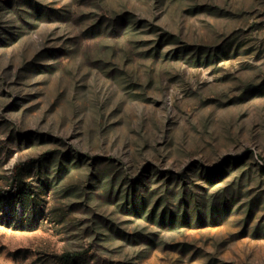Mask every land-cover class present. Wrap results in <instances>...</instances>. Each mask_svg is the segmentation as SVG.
<instances>
[{
	"label": "rangeland",
	"instance_id": "1",
	"mask_svg": "<svg viewBox=\"0 0 264 264\" xmlns=\"http://www.w3.org/2000/svg\"><path fill=\"white\" fill-rule=\"evenodd\" d=\"M0 264H264V0H0Z\"/></svg>",
	"mask_w": 264,
	"mask_h": 264
},
{
	"label": "trees",
	"instance_id": "2",
	"mask_svg": "<svg viewBox=\"0 0 264 264\" xmlns=\"http://www.w3.org/2000/svg\"><path fill=\"white\" fill-rule=\"evenodd\" d=\"M17 180H18V178H16V183H15L14 188L17 190V192H20V191H19V185H18Z\"/></svg>",
	"mask_w": 264,
	"mask_h": 264
}]
</instances>
